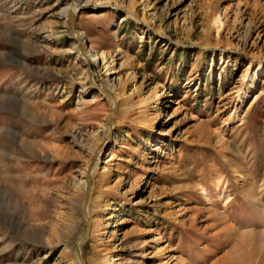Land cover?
I'll list each match as a JSON object with an SVG mask.
<instances>
[{
  "label": "rangeland",
  "instance_id": "374dc122",
  "mask_svg": "<svg viewBox=\"0 0 264 264\" xmlns=\"http://www.w3.org/2000/svg\"><path fill=\"white\" fill-rule=\"evenodd\" d=\"M93 155L86 264H264V0H0V264H80Z\"/></svg>",
  "mask_w": 264,
  "mask_h": 264
},
{
  "label": "water",
  "instance_id": "95a60500",
  "mask_svg": "<svg viewBox=\"0 0 264 264\" xmlns=\"http://www.w3.org/2000/svg\"><path fill=\"white\" fill-rule=\"evenodd\" d=\"M78 12H79V9H77L75 12H72L71 10L68 11V20H69V23L71 25V28L73 30V32H77L78 29H76L75 27V23L77 21V15H78ZM77 14V15H76ZM77 42H78V45H77V49L83 54L84 58L86 59L87 61V64H88V69H89V72L91 73V75L93 74L92 71L90 70V66L91 64L93 63L92 61H90V57H89V54L86 53L84 51V45L87 44V41L84 39V38H81L79 36H75ZM102 88L109 92L110 93V90L105 86L103 85ZM107 122L109 123V126L111 127V124H110V121L109 119H107ZM95 163V157L93 155L92 157V161L88 167V170H87V174H86V177H85V197H84V209H83V214H84V217L86 219V231L79 235L78 238H77V241H76V245H75V253H76V256H77V259L79 261L80 264H86L82 258V255H81V244L82 242L85 240V238L88 236L89 234V229H90V224H89V220H88V214H87V205H88V199H89V196H90V179H91V170H92V167Z\"/></svg>",
  "mask_w": 264,
  "mask_h": 264
},
{
  "label": "bare ground",
  "instance_id": "6f19581e",
  "mask_svg": "<svg viewBox=\"0 0 264 264\" xmlns=\"http://www.w3.org/2000/svg\"><path fill=\"white\" fill-rule=\"evenodd\" d=\"M75 9H76V6H72V7H70L69 10H71L72 12H74ZM74 35L81 37L80 34L78 33V31L77 32H74ZM93 59H94V61H97L98 60V57H96L95 55H93ZM106 86H107L108 89H110L111 91H113L115 89V87L117 86V83L114 81V79H110V80H107ZM95 161H96V157H95ZM93 168H94V165L92 167L91 173L93 172ZM253 182H254V178H253V175L252 174H247L246 176H244V179H243V183L244 184H253ZM218 187H220V186H218ZM217 189H219V188H217ZM214 196L215 197H211L207 193L205 195V197L208 199V201L211 204H216L220 200V195H218V194L215 193ZM243 204H247V201L244 200L243 201ZM83 209H84V203H83ZM224 227L225 228H223V230H228V229L235 230V228L232 225L228 224V223H226V225ZM244 234H245V236H248L249 231H245ZM237 249H238V244H236V245H234V247H232V251L230 253L233 254L235 252V250H237ZM232 254H228V255H231L229 257L228 256H224L223 257L224 259H223V261L221 260V263L219 262V260H217L216 262H214V264H225V263H228L233 258ZM246 256L248 258V254H246ZM241 258H242V260H240V261L239 260H235L233 258L235 260L233 262V264H249L250 259H249V261L244 260V253L241 255ZM227 260H229V261L226 262Z\"/></svg>",
  "mask_w": 264,
  "mask_h": 264
}]
</instances>
